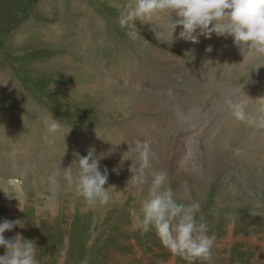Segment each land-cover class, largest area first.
<instances>
[{"label": "rangeland", "instance_id": "1", "mask_svg": "<svg viewBox=\"0 0 264 264\" xmlns=\"http://www.w3.org/2000/svg\"><path fill=\"white\" fill-rule=\"evenodd\" d=\"M126 3L127 0H0V117L3 119L0 118V139L3 133H6L2 139L3 141L6 139V142L0 140L2 157L15 150L14 145H11L14 143V139L19 142L20 137L30 136L29 133L32 131L35 134L32 135L31 140L36 143V147L28 146L32 148V151H41L42 154L39 155L41 158L54 159L52 160L54 162L56 160L59 162L62 158L61 164L68 166L76 158V154L86 155L90 148L99 142H105L112 130L116 129L114 126L119 122V118L100 121L94 107L86 103L88 96L94 95L90 93L96 92L99 102L131 96L128 93V91L131 92L129 81L136 74L135 69L141 66L149 71L153 87L144 83L145 77L142 73L139 83L136 84L137 89L139 87V90L148 92L151 90L152 93L159 94L155 97V103L152 104L154 109L150 112L156 113V108L162 104L163 98L167 100V96L176 101L179 114L181 110H184L180 114L181 126L174 133L177 143L191 129L195 130L200 121H202V126H206L209 121L217 119L215 127L218 128L213 134H217V129L220 131V126L224 125L236 128L238 133H247V128H244L246 122L233 120L232 117L229 121L223 117L214 118V115L206 113L212 104L210 101L213 100L211 96L207 98V95L212 87L214 91L218 89L228 91L229 88L236 86L244 99H240L243 100L240 101V104L251 117L254 105H260L264 101V76L256 79L252 77L253 73H248V71L249 69L257 71L260 68L261 72L264 66L257 69L256 66L258 63L264 62V59L245 61L242 64V69L246 68L247 71L241 72L238 79H230L226 83L214 79L207 66H205V73L199 75L191 68L188 59L193 56L198 59L203 54L204 48L208 46H211L214 51H225L230 45V39L225 42L223 37L213 34L211 39L200 36L199 43L196 44L184 42L177 38L182 30V26L179 25L172 32L170 38V27L164 17H158L152 23L134 20L133 24L140 37L131 39L127 35L128 29L122 28L119 24V14L122 11L119 6H124ZM171 19L174 20V18ZM43 29L49 32V36ZM54 29L55 31H52ZM155 33L161 38L167 37L160 44V49L159 47L155 48L151 41L152 35ZM44 35L46 38H43ZM50 36V41H53L51 49L43 44L49 41ZM55 38L57 39L55 40ZM169 38L170 40H168ZM170 41L176 43V49L182 53V56L178 55L179 58L182 57L178 64L175 61L176 67L173 72L152 56V51L155 50L158 52L161 50L163 58L170 55V44H168ZM72 49L77 51L78 55L72 54ZM188 49H190L189 52H187ZM88 71H91L90 75ZM165 73L169 76L168 85L163 84L166 79ZM189 77L195 78L194 80L197 81L202 80L207 84L206 90L203 93L200 92L199 99L197 95L195 96L197 91H192L189 87L190 82H186ZM6 80H10L14 85L11 89L13 92L7 90V85H2L1 82ZM168 87L170 91L162 95V92ZM77 88L80 89V92H77ZM248 93L249 98L246 96ZM183 96L187 100L190 98L199 100L200 106L191 107L187 101L183 100ZM259 100L260 102L257 103ZM181 101H184L183 104ZM24 102H27L26 108L22 109L21 106L25 105ZM232 102L237 104L238 100L232 99ZM214 103L218 107L223 106L220 102ZM88 108L91 113L86 112ZM169 108L171 107L169 106ZM228 108L230 106L225 101L224 109L229 110ZM9 109H13L12 113H17L15 123L13 122L11 125L7 123V119H4ZM196 115L202 116L199 118ZM44 116L51 117L60 125V135L57 132V136L46 138L50 139L48 147L55 151L54 158L43 153L45 149H42V135L47 122L43 118ZM193 119L195 120L193 121ZM17 122L18 125H16ZM254 127L252 126L248 131L250 134ZM100 131L103 133L99 138L97 134ZM224 131L226 132L225 129ZM188 136L191 135L183 138V142L186 143L183 145H185L184 157L190 160L193 155L190 141L194 139L190 140ZM224 136L226 139L229 138V134ZM89 138L92 141L90 145ZM236 138V135L232 136V141H235ZM195 139L201 141V143L197 142V147L203 143L208 147L212 143L206 134L196 136ZM169 140L171 141L172 137ZM155 141L157 140L148 142L155 144ZM262 143H264V137ZM38 144L41 145L40 150H37ZM192 144L194 145V143ZM21 146L27 147L23 144L19 145V147ZM175 146V144H170L172 152H169V156L167 154L164 156V161L167 159L165 165L170 162L168 165L172 168H175V164L171 165L170 157L175 155L172 154L175 151ZM55 147L56 149H54ZM244 148L245 144L242 143L239 151ZM124 151L126 152V150ZM236 157L232 161V165L238 162L239 166L245 167V159L239 154ZM263 157L264 155L261 154L260 159L255 157L252 160L264 168ZM190 162L188 161L186 164ZM183 165L184 163L179 166L181 168L178 172L180 176L183 174L182 176L187 178L186 172L190 167ZM172 174L173 171L171 176ZM263 174L260 184H257L255 180L251 179V181L250 177H245L244 174L243 177H238V183L234 177L224 183L225 189L222 192H217L215 186L217 181L214 178L213 183L211 181L205 187L203 195L199 197L192 195V198L201 205L198 218L203 217L209 224V234L215 235V245L212 250L213 264H264ZM217 175H221V172H218ZM180 176L177 179H180ZM14 178L8 179L11 180L10 185ZM19 182H21L20 178ZM29 182L32 183L33 179H30ZM233 183L236 185L233 186ZM14 186L20 187V191L25 188L23 182H15ZM170 186H172L171 183ZM29 192L24 190V202L17 212L6 210V214L10 213V220L20 219L24 221L25 227H15L13 231L6 232L4 235L5 238H11L19 232L26 239L34 240L37 250L40 249V252H37V259L41 261V264H167L171 260V264H186L183 259L173 256L162 247L154 232L142 236L135 226L132 227L128 224V218L125 219L126 206L128 207L137 198V195L129 187L124 201L120 200L118 206L116 201L109 203L104 208L105 216L99 217L96 223L91 222V215L86 212L87 205L83 199L76 197L73 189L69 188L62 190L57 197L58 200L56 199L61 206L56 208L55 216L58 217V221L48 222L47 214L43 215L40 212L42 220L37 224L35 215H33L35 212L33 211L32 214L31 208L26 206H29L31 202L36 207L50 206L51 201L46 199L48 186L34 185L33 188H29ZM60 198H63L64 201H61ZM111 198H114L113 195ZM176 199L178 203L186 201L183 198L181 200L180 197ZM133 203L135 204V202ZM132 211L129 208V212L132 213ZM82 214H87L85 219L81 218ZM94 218L97 220V217ZM32 220H34V224H31ZM55 223L57 224L54 225ZM84 241L86 242L84 243ZM60 246L63 247L61 251ZM2 254H4V249L0 248V255Z\"/></svg>", "mask_w": 264, "mask_h": 264}, {"label": "bare ground", "instance_id": "2", "mask_svg": "<svg viewBox=\"0 0 264 264\" xmlns=\"http://www.w3.org/2000/svg\"><path fill=\"white\" fill-rule=\"evenodd\" d=\"M108 1H110V0H108ZM119 7L121 9H123L124 6L120 5ZM120 8H118V9H120ZM166 38L167 37L161 38L159 36V40H158L156 38L155 34H153L151 41H152V44L155 45V48L159 47V49H160V44L163 41H165ZM229 39H230V45H229L228 49H226L225 51H220V50L214 51V49H212L211 52H206L205 49L207 47H205L203 52H202L203 54L200 55L198 59L189 58L188 62L190 64V66H192L191 68H193L194 71H196L200 75V74L205 73V66H207L210 68L211 76L214 79H217L221 83L229 82L228 80H230V79L231 80L238 79L239 78L238 75L242 74L241 72L246 70V68L242 69V64L245 61H248L250 59L248 58L247 54L244 55V59H243V54L241 53L239 48L233 44V40L231 37L223 38V40L225 42H228ZM181 41H184V40H181ZM168 44H170V55H168L166 58H163L161 55V50L159 52L157 50H155V51H152L153 52L152 56L154 58L158 59V61L164 63L173 72V69L176 67V63L178 64L179 59L182 58V57L179 58L178 55L182 56V53L180 52V50L176 49V43H173L172 41H170V42H168ZM182 51H184V50H182ZM189 51H190V49L187 50V52H189ZM184 52H186V51H184ZM254 59L255 58H253L251 60H254ZM175 61H176V63H175ZM74 63L76 64V61H74ZM132 63H133V61H132ZM132 63H131V65H132ZM71 65H73V64H71ZM94 67H95V65H94ZM133 67H134V63H133ZM135 70H136V74L133 76V79L131 81H129L131 92L128 91V93H130L131 96H128V97L125 96L122 99H117V100H107L104 102H99L98 99L96 98V92H95V93H90V94H94V95H89L87 102H86L89 104V106L94 107V110L97 113L96 116H99L100 121H103V119H110L111 118L112 120H115V119L119 118L118 124L115 123L116 126H114L116 129L112 130V132L108 136V139L106 138L105 142H99L93 148L95 149L96 155H99L100 153L108 152V151L112 152V154L109 157L102 159L100 161L101 170L103 171L104 168H107L108 173H109L107 184L104 185V187L108 188L109 186H113V188H114V191L111 188L109 189L110 194L113 195V197H114V198H111L109 203H114L116 201L117 206H118V204L120 203V200L124 201L128 187L134 194L137 195L136 200L133 201V202H135V204L132 202L128 207L125 204V206L127 208V213L125 215V219L128 218L127 220L129 221V223H128L129 225L134 227L136 216L141 215V212H140L141 202L147 196L148 188H149V182H150V177L147 174L148 170H145L144 171V178L147 182L144 183L143 185L133 184L132 179H131L132 173L129 171V167L131 166V163H132L131 160H125L123 163V167L120 166V160H121V156L123 154V151L124 150L127 151L128 148L132 147L136 141H140V140H142V141H149V140L153 141L155 139L157 140V141H155L156 142L155 144H154V142H151V144L149 143L151 145L153 153L155 154L154 157L152 158V161H151L152 169L157 170V171L164 170L168 173V186L171 187L176 198L180 197L181 200H182V198L184 200H186L184 202L185 204H188L191 202H196L194 200V198H192V197L194 195H195V197L196 196L199 197L200 195H203L202 193H204L205 187H207L208 183L211 182L214 178L217 181V183L215 185L217 187L216 188L217 192L224 191V189H225L224 183L230 181L234 177L236 178V183H238V179H239L238 177H243L242 176L243 174L245 175V177H250V180L251 179L255 180L257 182V184L261 183L260 181L262 180V177H263V176L261 177V175L264 172V168H261L260 165L257 164L258 162H255L252 159L255 157H258L260 159V155L261 154L264 155V145H263L264 143L261 144L262 139L264 137V129H259V128L254 129V128H256V127H254V125L246 123V126H244V128H247V130H246L247 133L242 134V133L236 132V128H233L232 126L227 127L223 123L224 126H222V127L220 126V131H218V129H217V134H213V132H216V128H218V127H215L218 120L217 119L211 120L208 122V124L206 126H202V121H200V123L198 122L199 124L197 125V127L196 128L194 127L195 130L191 129V131L187 132L182 137V139L179 140L180 142L177 143L176 140L174 139V133L176 132V130H178V127L180 128V126H181L180 114H182V112H184V110H181V112L179 114L177 111V108H176V104H175L176 101L174 99H172L171 97L167 96V100H165L163 98L162 104L156 108L157 114L155 112H150L154 109L152 104L155 103L154 102L155 97L158 96L159 94L158 93H152L151 90H150V92L145 91V90H143V91L139 90V87L137 89L136 84L139 83L138 81L141 78L140 74L143 73V75L145 77L144 78L142 76L144 78V83H148V85L150 87H153V81L151 79L149 71L147 69H145L144 66L138 67ZM90 73H91V71L90 72L88 71L89 75H90ZM248 73H253L252 77H255L256 79H260L261 77L264 76V67L261 69V72H260V68H259L257 71H254L253 69H249ZM165 75H166V79H165L163 84L168 85L167 81L169 80V76L167 75V73H165ZM194 79L195 78L189 77L186 82H190L189 87L192 91L193 90L197 91L195 96L197 95L198 99H199L200 92L203 93L206 90L207 84L202 82V80L197 81ZM252 79H254V78H252ZM172 80H174V79L172 78ZM1 83H2V85L8 86L7 90L9 92H13V91H11V89H13L14 85L12 84V82H10V80L2 81ZM87 85H89V84L87 83ZM236 88L237 87L235 86L233 88H229L228 91L226 89H218V90L214 91L213 87H212L209 90V94L207 95V98L209 96H211L213 98V100L210 101V102H212V104H211V106H209L210 108L206 111V113L214 115L215 116L214 118L220 119L221 117H223L224 119H226L228 121L231 119V117L234 118L232 115V109L231 108H228L229 110L224 109V103H225V101H228V100L232 101V99H233V100H238L237 104H240V101L244 100L243 96L238 92V89H236ZM255 89H257V88H255ZM76 90H77V92H80L79 88H77ZM169 91H170V88L168 87V89H166L162 92V95H165ZM255 93H257V92H255ZM248 95H249V93L246 94L247 97H248ZM11 96H14V95L11 94ZM241 98L243 100H240ZM183 100L187 101L191 107H195V106L199 107L200 106L199 100H191V98L187 100L184 96H183ZM183 102L184 101H181L182 104H183ZM214 102H220L223 104V106L218 107L215 105ZM259 102H260V100L257 103H259ZM24 103H25V105L21 106L22 109L26 108L27 102H24ZM84 105H86V104H84ZM169 106L171 108H169ZM262 108H264V101H262V103L260 105L259 104L257 106L254 105L253 110L251 111L252 112L251 116H256L258 114L259 110ZM89 109L90 108H88L86 110L87 113H91L89 111ZM12 110L13 109H9L7 114H5V118H4V119H7V123H10V125H11V123H13L16 120V117H17V116H15L17 113L16 114L14 112L12 113ZM15 110H17V108H15ZM196 116L200 118L202 115H196ZM204 117H206V116H204ZM43 118L45 120H47V122L45 123V129L43 128L44 129L43 135H42L43 140L41 143L42 149L43 148L45 149V151L43 153L48 154V156L52 158L56 154H55L54 150H52L48 147V144L50 143V139H46V138L48 136H51V137L55 136V135L57 136V132H59L58 135H60L61 133H60L59 129L57 131H50V125L56 121H54L51 117H48V116H44ZM206 119H207V117H206ZM1 120H3V119L1 118ZM112 120H110V121H112ZM194 120L195 119H193V121ZM233 120H235V118ZM221 121H222V119H221ZM196 122H197V120H196ZM231 123L234 124V122H232V121H231ZM16 125H18V122L16 123ZM252 126L254 128L252 129V132L250 134V132H248V131L252 128ZM22 128H24V127H22ZM224 129L226 130V132L224 131ZM8 130L10 131L9 128H8ZM9 131L7 133H9ZM102 133H103V131L98 132L97 135L99 138L101 137ZM5 134L6 133L4 132L1 139H0L1 141H3L2 139H4ZM29 134H31V135L30 136L29 135H23V137H20L19 142L18 141L16 142V140L14 139V143H11V145H14L15 150L11 151L10 154H7L6 156L2 157V152H0V220L8 219L10 217V213L6 214V210L8 212H12L14 210L17 212L20 209V206L24 202V197H25L24 190L27 193H30L29 188H33L34 185L40 186V187H47L48 186L46 183L47 177L49 176V174L54 170V168L58 164L57 160L54 162V161H52L54 159H49L50 160L49 161V160H46L44 158H41L39 156L42 154L41 151H35V150L32 151V148L30 146H32L34 148L36 147V143L31 140L32 135L35 133L32 131V133H29ZM170 134H171V136H170ZM202 134H206V137L213 144L211 143L207 147L205 145V143L202 142L203 144L201 146L197 147V142L201 143V141L195 139V137L200 136ZM211 134H213V135H211ZM228 134H229V138L226 139V137L224 135H228ZM187 135H191V136H188L189 138L187 137L188 139H190V140L194 139L193 141H190L191 142L190 145L193 148L192 149L193 155H192V159H190V160H188L184 157V155H185L184 154V146L185 145H183V144H186V143H184L183 141L185 139L184 137ZM234 135H236L237 138L235 141H232V136H234ZM170 137H172L171 141L169 140ZM88 142H89V145L92 143L91 138H89ZM186 142H188V140H186ZM192 143H194V145ZM199 143H198V145H199ZM242 143L245 144V148L242 149L241 151H239L240 145ZM22 144L26 145L27 147H25V148L23 146L19 147V145H22ZM170 144L176 145L175 151L173 150L175 153L174 152L172 153L175 155L173 156L170 153L172 155V157H170L171 162H172L171 165L175 164V168L174 167L172 168V166L168 165L170 162L167 165H165V161L167 159H165V161H164L165 154H167L169 156V152H172L171 151L172 147H170ZM28 145H30V146H28ZM38 145H39V147L37 150H40L41 145L40 144H38ZM190 145H188V146H190ZM196 147H197V149H196ZM54 149H56V147ZM186 151H188V150H186ZM120 153H122V154H120ZM125 154L129 155L128 153H125ZM238 154H239V156H242L243 159H245L244 161H246V163L248 162L247 164L245 163V167H241V165L239 166L238 162L232 165V161H234V159L237 158L236 155H238ZM157 155H159V157H157ZM188 161H191V162L186 164ZM262 161L264 162V157H263ZM68 162H71V161H68ZM183 163L185 166L190 167L189 170L186 172L187 178L183 177L182 176L183 174L180 176L179 172H178L181 168L179 166H181ZM193 166H195L196 169H198V171H193ZM61 167L63 168V167H67V166L65 164H61ZM113 169H116V171H113ZM234 169H235V171H234ZM172 171H173V174L171 176ZM230 171H232V172H230ZM218 172H221V175H217ZM258 172H261L262 174L259 175ZM136 175H139V172H137ZM170 176H171V179L169 178ZM178 176H180L181 178L177 179ZM11 177L12 178L15 177L18 179L14 178L13 183L10 185L9 183H11V180H8V179ZM19 178L21 179V182H23L24 186H25V188H23L24 190H22V191H20L21 190L20 187L14 186L15 182L21 183V182H19ZM30 179H33L32 183L29 182ZM170 183L172 184V186H170ZM212 183H213V181H212ZM248 183L250 184V181ZM262 184H263V182H262ZM234 185H236V184L233 183V186ZM223 186H224V188H223ZM251 187H252V185H251ZM69 188H72V187L65 184L63 186L62 190H66ZM244 190H246V189H244ZM12 193H14V196H12ZM240 193H241V190H240ZM34 199L36 200V197H34ZM56 199L54 201H51L49 203L50 206H48V207H45V205L42 207H36V205H34L33 202H31L29 206H26L28 208H31L32 214H33V211L35 212V214H33V215H35V219H36L35 221L37 224H39L40 221L42 220L40 212L43 215H45V213L47 214V217L49 220V221L47 220L48 222H51L53 220H56V222L58 221V217L55 216L56 215V208H57V206H59L58 208H60L61 206H60V204L57 203L58 199L57 200ZM60 199H61V201H64L63 198H60ZM127 200H129V198H127ZM242 201H244V200H242ZM71 202H73L72 199H71ZM63 205H62V207H63ZM106 206L107 205H105V206H99L98 205L95 207L87 206L86 207V212L91 215V218H90L91 222L93 221L94 223H96V221H98L99 217L105 216L104 215V213H105L104 208ZM120 206H121V204H120ZM129 208L133 210L132 213L129 212ZM24 211H25V209H24ZM134 211L136 212V214ZM36 212H37V214H36ZM23 213L26 214V212H23ZM5 214H6V216H5ZM85 215H87V214H82L80 216L82 219H85L86 218ZM94 217H97V220ZM9 220H10V218H9ZM62 220H64V219H62ZM33 221L34 220H32L31 224L35 223ZM56 224L57 223H55L54 225H56ZM14 232H16V231H14ZM83 238H81V239H83ZM86 241H84V243ZM83 246L85 247L84 244H83ZM62 248L60 246V251L62 250ZM37 252L39 253L40 249L37 250ZM171 262H172V260L167 264H171Z\"/></svg>", "mask_w": 264, "mask_h": 264}, {"label": "clouds", "instance_id": "3", "mask_svg": "<svg viewBox=\"0 0 264 264\" xmlns=\"http://www.w3.org/2000/svg\"><path fill=\"white\" fill-rule=\"evenodd\" d=\"M158 17L167 19L170 27L169 36L179 25L182 30L178 39L199 43V37L211 39L231 37L233 44L241 53L251 60L264 59V0H127L119 14V24L127 28L131 39L139 36L133 21L152 23ZM171 18H174L171 19ZM159 40V36L156 35ZM170 38L168 40H170ZM206 52H211L208 46ZM194 59V56L192 57ZM264 66L258 63L256 69ZM233 117L259 129H264V108L256 116H249L241 104L227 101ZM60 125H50V131H57ZM128 153L129 155H125ZM111 151L95 154L90 148L86 155L79 156L67 167H61V160L47 177L48 201H54L65 184L72 187L74 195L82 198L89 207L105 206L111 200L108 181V170H101L100 161L109 157ZM148 141H136L121 156L120 166L125 160H131L129 171L133 184L143 185L147 181L144 171L150 177L147 196L141 202L140 212L135 218V227L140 235L154 232L162 247L173 256L180 257L186 264H213V247L215 235H210L209 224L203 217L198 218L201 205L198 202L178 203L171 187L168 186V173L164 170H153L151 161L154 157ZM116 171V169H113ZM193 171H198L193 166ZM139 172V175L136 173ZM15 227L24 228L20 219L0 220V264H41L37 259V245L34 240L26 239L17 232L11 238L4 233Z\"/></svg>", "mask_w": 264, "mask_h": 264}, {"label": "crops", "instance_id": "4", "mask_svg": "<svg viewBox=\"0 0 264 264\" xmlns=\"http://www.w3.org/2000/svg\"><path fill=\"white\" fill-rule=\"evenodd\" d=\"M43 31L46 33V35L49 33V32H47V31L44 30V29H43ZM50 31H51V30H50ZM52 31H55V29L52 30ZM33 35H35V34L33 33ZM46 35H44L43 38H46ZM47 36H49V34H48ZM56 39H57V38H55V40H56ZM50 40H51V36L49 37V41H48L47 43H43V44H45L48 48L51 49V48H52V47H51V44H52L53 41H50ZM34 42H36V39H34ZM71 52H72V54L75 53L76 55H78V54L76 53L77 51H75L74 49H72ZM70 64H73V63L70 62Z\"/></svg>", "mask_w": 264, "mask_h": 264}]
</instances>
